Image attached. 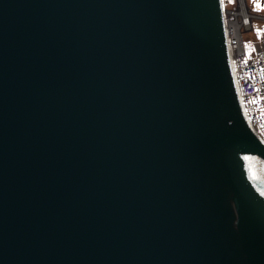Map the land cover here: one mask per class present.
Masks as SVG:
<instances>
[{
    "label": "water",
    "instance_id": "obj_1",
    "mask_svg": "<svg viewBox=\"0 0 264 264\" xmlns=\"http://www.w3.org/2000/svg\"><path fill=\"white\" fill-rule=\"evenodd\" d=\"M222 8L0 0V264H264Z\"/></svg>",
    "mask_w": 264,
    "mask_h": 264
},
{
    "label": "built area",
    "instance_id": "obj_2",
    "mask_svg": "<svg viewBox=\"0 0 264 264\" xmlns=\"http://www.w3.org/2000/svg\"><path fill=\"white\" fill-rule=\"evenodd\" d=\"M240 1L241 0H236V6L240 7ZM227 3H229V0H226V5ZM241 12L239 14L237 12L232 13L242 15ZM243 14L245 15L243 19L248 21L249 18H247V16L249 15L247 13ZM249 14H252L253 18H260V20L264 22L261 14L256 12L253 13L252 11H249ZM234 17L236 20H240L238 17ZM228 18L229 20H233V17L228 16ZM227 43L229 46V52L235 54L230 57V62L237 84L241 83L238 88L240 98L246 99V101L250 102V108L261 119L260 122L255 123L253 129H257L260 132L259 137L264 142V100L261 97L259 98L258 93H256L259 88L264 89V28L260 32L256 47L253 49L254 54L251 55L253 57L251 58L246 57L244 52L241 53L243 49L239 43L236 44L233 36V29L230 31ZM255 96H258V98Z\"/></svg>",
    "mask_w": 264,
    "mask_h": 264
},
{
    "label": "bare ground",
    "instance_id": "obj_3",
    "mask_svg": "<svg viewBox=\"0 0 264 264\" xmlns=\"http://www.w3.org/2000/svg\"><path fill=\"white\" fill-rule=\"evenodd\" d=\"M221 2H222V7H223L222 11L224 13V27H225V33H226L227 41H228V38L230 36L231 29H233V36H234V40H235L236 44L239 43V45L242 46L243 51L241 53L244 52V55L246 57H249V58L253 57L251 55L254 54V50H252L250 52V51H248L245 48L244 39H243V33L246 32V31H253V28H254L253 27V22H254V20H260V18L259 19H255V18H253L252 14H249V11H252V10L247 5L245 0H241L240 1V7L241 8L238 7V6H236V7L235 6H231V7L227 6L226 5V0H221ZM232 12H235V13L237 12L238 14L241 12L242 15H237V14L232 13ZM252 12L254 13V11H252ZM243 13H247L250 16L249 17V16L246 15L247 18H249L248 21H245L243 19V17H245V15ZM259 14H261L262 18L264 19V14H262V13H259ZM228 16L233 17V20H229ZM234 16L238 17L240 20L239 21H238V19L236 20ZM261 24L262 25L259 26V28H258L259 31L256 34L258 37L260 35L261 30L264 28L263 22ZM256 43H257V41H256ZM256 43H255L254 49L256 47ZM227 45H228V43H227ZM228 50H229V46H228ZM233 55H235V54L229 52V56L230 57H232ZM233 76H234V74H233ZM234 81H235V86H236V90H237L239 101H240L241 111L243 112L244 116L246 117V120L249 123V125H250L252 131L254 132V134L262 141V139L259 137L260 132L257 129H253V126L255 125V123L256 122H260L261 119L250 108V106H249L250 102L246 101V99H241L240 98V94H239L238 88H239V85H241V83L237 84V80L235 79V77H234ZM256 93H258L259 98L261 97L264 100V89L259 88V90ZM258 96H255V97L258 98Z\"/></svg>",
    "mask_w": 264,
    "mask_h": 264
},
{
    "label": "rangeland",
    "instance_id": "obj_4",
    "mask_svg": "<svg viewBox=\"0 0 264 264\" xmlns=\"http://www.w3.org/2000/svg\"><path fill=\"white\" fill-rule=\"evenodd\" d=\"M245 1L252 11L256 13L264 14V2L261 3V1L259 0H245ZM257 5H259L260 7H257ZM227 6H230V7L236 6V0H229V3H227ZM262 22H263L262 20H254L253 31H246L243 33L245 48L250 52L254 49L255 43L258 40V36L256 34L258 33V28L260 25H262L261 24Z\"/></svg>",
    "mask_w": 264,
    "mask_h": 264
},
{
    "label": "flooded vegetation",
    "instance_id": "obj_5",
    "mask_svg": "<svg viewBox=\"0 0 264 264\" xmlns=\"http://www.w3.org/2000/svg\"><path fill=\"white\" fill-rule=\"evenodd\" d=\"M259 1H261V3H263V2H264V0H259Z\"/></svg>",
    "mask_w": 264,
    "mask_h": 264
},
{
    "label": "snow or ice",
    "instance_id": "obj_6",
    "mask_svg": "<svg viewBox=\"0 0 264 264\" xmlns=\"http://www.w3.org/2000/svg\"><path fill=\"white\" fill-rule=\"evenodd\" d=\"M257 7H260L259 5H257ZM259 31V30H258ZM262 194H264V193H262Z\"/></svg>",
    "mask_w": 264,
    "mask_h": 264
}]
</instances>
